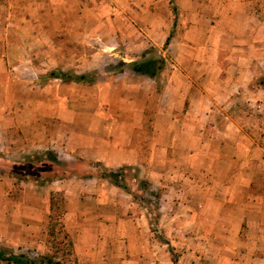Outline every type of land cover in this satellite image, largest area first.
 <instances>
[{
  "label": "rangeland",
  "instance_id": "1",
  "mask_svg": "<svg viewBox=\"0 0 264 264\" xmlns=\"http://www.w3.org/2000/svg\"><path fill=\"white\" fill-rule=\"evenodd\" d=\"M201 9L209 13L206 25L194 21L193 14L199 18ZM157 15L160 25L153 24ZM200 26L205 27L203 36ZM168 34L171 39L166 45ZM142 56L164 60L155 77L137 75L129 65L119 71V61L128 64L130 58ZM57 63L63 64L68 77L84 73L87 78L77 83L88 86L124 81L148 90L152 85L154 97L148 107L144 93L131 99L135 91L122 93L133 103L128 112L105 103L99 112L108 117L107 129L123 112L143 115L139 124L153 130L152 116L165 106L172 88L184 95L187 80L198 73L194 70H202L209 72L207 80L196 81L212 94L219 89L224 96L214 99L210 119L201 125L210 151L223 150L224 135L226 153L238 155L237 145L260 139L264 131V0H0V101L39 99L41 86L70 82L50 75L51 70L61 72ZM82 64L85 68H77ZM239 64L254 73L247 76L249 84L233 91L224 84L230 76L227 70L219 69ZM95 92L106 100L113 96L109 90ZM227 114L236 117L237 123L229 121ZM237 124L244 130L239 132ZM138 170L136 165L114 171L96 168L100 175H116L112 182L131 193V206L119 213L116 225L99 229L100 235L106 232L112 238L95 250L74 248L62 191L52 193L50 204L29 202L14 195L17 189L5 183L9 193L0 196V251L21 262L0 259V264H264V233L251 228L250 221L256 219L238 215L241 202L216 196L220 180L204 179L210 187L206 197L199 192L203 188L199 174H194L190 182L181 180L185 194L170 195L166 185L154 190L143 184L145 175ZM72 173L86 176L83 170L63 167L62 175ZM251 191L262 194L264 186ZM27 211L31 216H26ZM15 221L27 222L31 229L43 225L45 230L43 235H15Z\"/></svg>",
  "mask_w": 264,
  "mask_h": 264
},
{
  "label": "crops",
  "instance_id": "2",
  "mask_svg": "<svg viewBox=\"0 0 264 264\" xmlns=\"http://www.w3.org/2000/svg\"><path fill=\"white\" fill-rule=\"evenodd\" d=\"M193 15L195 22L199 19L201 24H207V10L202 12L201 9L199 18L196 13ZM154 20L153 24H162L158 15ZM203 29L205 27L200 26L201 36ZM139 48L142 49L141 46ZM57 66L60 71L64 70L62 63H57ZM76 66L84 67L85 64ZM219 70H227L230 76L224 84L233 91L249 84L247 76L254 73V69L240 64ZM194 71L198 73L187 80L184 95L174 86L172 94L165 99V106L159 107L152 116L153 130L139 124L143 115L123 112L113 121L110 119L112 126L107 129L105 122L108 117L99 112L105 103L128 112L133 103L122 96L124 91H135L130 94L131 99L144 93L143 101L148 107L154 97L152 85L148 90H142L134 85L128 86L124 81L94 86L76 81L56 82L41 86L39 99L1 100L0 196L6 192L5 183L17 189L14 195L23 196L29 202L44 200L50 204L52 193L62 191L68 232L74 248L95 250L112 238L110 233L100 235L99 229L105 225H116L120 214L131 206V193L113 183L112 176L98 174L96 168L102 166L114 171L118 167L136 165L138 171L145 175L147 182L143 184L154 190L166 185L170 195L185 194L181 180L190 182L196 178L192 177L194 174H199V186L203 187L199 192L206 197L210 187L205 185L207 182L204 179L220 180L219 188L214 191L216 196L222 201L241 202L238 215L243 219H256L250 221L251 228L264 233V191L262 194L251 191L257 185L264 186V174L261 173L264 168V131L259 133L260 139L255 137L251 142L247 140L245 144L237 145L238 155L226 153L228 141L224 140V135L220 141L223 150L217 155L210 151L209 140L201 125L210 119L208 111L211 110L210 105L216 102L214 99L224 96L219 89L215 95L212 94L198 82L206 81L209 72ZM216 71L213 68V74ZM262 74L264 76V71ZM226 87L223 88L228 89ZM261 87L264 89V86ZM97 89L109 90L113 96L106 100L101 92L97 95ZM184 105V112L181 113ZM227 119L237 123L236 117L231 114H227ZM235 126L239 132L244 130L239 124ZM64 166L83 170L85 173L81 174L86 176L81 177L79 173L62 175ZM119 201L121 204L117 205ZM28 212L26 216H31ZM13 216L19 215L14 213ZM47 218L44 226L47 225ZM14 224L18 229L15 235H43L45 230L43 225L31 229L32 225H27V222L15 221Z\"/></svg>",
  "mask_w": 264,
  "mask_h": 264
},
{
  "label": "trees",
  "instance_id": "3",
  "mask_svg": "<svg viewBox=\"0 0 264 264\" xmlns=\"http://www.w3.org/2000/svg\"><path fill=\"white\" fill-rule=\"evenodd\" d=\"M172 1V0H171ZM170 37L171 35L167 36L166 40H165V44H169L170 41ZM119 65V71H123L124 70V66L129 65V69L137 74V75H144V76H148V77H155L156 74L159 72V70L163 67L164 65V60L162 58H145L144 56H142L140 59H133L132 61L128 62V64L124 61H119L118 63ZM71 73V72H70ZM59 74V75H56ZM72 74V73H71ZM50 75L52 77L55 78H61L62 80H66V81H76V82H82L84 81L87 76L84 73H80L77 75H72V77H68V75H70L69 73L66 72H59V73H55V71H51ZM66 77V78H65ZM262 84L264 85V77L262 79ZM112 177H115L116 175L111 174ZM0 259L3 260H10V259H14L15 263H20V259L16 258V257H5L4 254L0 251ZM26 263H30L31 261L26 259L25 261Z\"/></svg>",
  "mask_w": 264,
  "mask_h": 264
}]
</instances>
